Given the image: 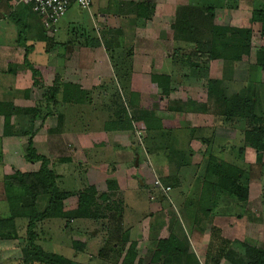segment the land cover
I'll list each match as a JSON object with an SVG mask.
<instances>
[{
    "label": "rangeland",
    "instance_id": "1",
    "mask_svg": "<svg viewBox=\"0 0 264 264\" xmlns=\"http://www.w3.org/2000/svg\"><path fill=\"white\" fill-rule=\"evenodd\" d=\"M111 1L92 0L90 8L83 10L71 4L56 26L53 37L58 43L49 52L51 57L58 61L61 59L60 56L64 58L74 54L80 55L83 61L88 63L93 54H99L96 49L100 47L103 57L110 58L112 54L120 56L118 60L111 61L112 72L108 73L109 78L104 77L100 80L104 82L110 79L117 90L113 89L111 92L118 96L105 99L106 96H103V92L97 87L86 92L82 104L75 99L70 103L68 99L58 97L55 108L51 105L53 115H48L42 120L35 118L32 122L35 135L38 133L41 136L35 139L37 151L45 153L46 157L52 155L50 157L51 161L54 160L52 167L60 176L58 180L60 190L79 193L92 185L97 188L98 193L108 194L105 204L111 208L109 210L101 205L97 209L98 221L75 220L69 223L68 227L64 226L62 220H43L36 225L39 233L36 244L46 252L65 256L70 259V264H115L106 262V258L103 259L97 253L99 249L101 253L109 248H112V253L114 251L117 253L120 249L119 259H114L117 264V262L121 263L130 243H134L133 264H146L150 262V256L155 255L159 241L165 240L161 237L167 236V239L169 237L171 239L163 248L159 246L165 250L158 254L159 264H162L165 257L172 258L178 254L183 264H193L191 255L187 254L194 244L192 236L197 230L205 232L214 217L222 215L231 219L238 236H241L242 232L237 227L244 222L245 217L258 222L261 220L264 225V167L255 163V150L243 143V131L250 125L246 114L233 113L229 118H222L216 114L217 111L229 107L219 101L220 99L227 98L231 101L233 96L239 94L238 98L241 99L254 96L256 104L252 112L256 116L264 115V69L252 67L254 53L264 44V37L260 35L259 23L251 21L252 9L256 4H264V0H224V2L223 0H168L170 7L164 8L166 11L162 14L164 17L160 16L162 11H158L157 14L158 8L155 12L153 7L149 19L138 21L142 33L138 35L134 32H126L124 28L133 25L124 21L125 16L117 18ZM174 2L176 5L181 4L178 8L183 7L186 12H193L192 17L188 19L191 30L184 32L183 35L181 33L175 35L172 27L176 21V12H172L171 8ZM209 5L214 8L213 24L251 29L250 56H244L238 62L223 59L207 61V47L197 46L200 36H204L206 32L204 27L206 23L204 19L197 21L200 20L198 19L200 6ZM154 12L155 17H153ZM103 13L106 18L101 20L99 14ZM120 27L124 32L121 37ZM82 30L83 33H80ZM85 30L88 36L100 40L99 46L87 47L84 44ZM24 34V32L20 33L16 39H22ZM172 34L175 37L173 40ZM39 41L44 46L45 41L40 37ZM148 51H151V56L155 55L150 57L148 62L146 56L143 59L142 56H138V53L145 54ZM197 51L201 54L194 56ZM128 53L132 56L128 57ZM42 54L47 53L43 50ZM123 59L125 63L122 66L125 70H128V67H135L137 79H135L134 91L141 93L145 91L144 95L133 96L132 103L128 99L130 91L121 92L116 85L118 80L116 68ZM194 62H197L196 69L191 66ZM163 70L172 76V87L167 96H160L155 85L152 86L148 80V77ZM139 73L143 80L139 77ZM92 75L93 72L90 71V76ZM113 77H116L114 81ZM40 79V84L34 85L30 74V79L27 77L22 80L24 83L22 87L14 86L15 82L11 79H3V82L0 81L2 82L0 102L8 101L19 109L33 107L36 103L40 105L43 102L44 90L51 82L46 76V80L42 77ZM86 81L84 85L88 87L96 80L86 79ZM210 81L213 83H209ZM140 82L144 87L136 86ZM208 83L212 86V90ZM100 92L102 96H98ZM98 97L104 98L105 101L97 99ZM24 99L26 102L23 103ZM103 103L106 106L110 104V109L119 112L123 119H132L136 113H140L135 109L143 110L141 112L146 117L149 111L157 114L159 118L164 119L160 121L163 129H154L151 126V130L143 132L144 124L155 125V121L150 117L143 122L133 119L131 124L135 140L133 146L128 148L115 146L112 144L113 139H110L112 143L96 145L93 142H98L100 138L93 137L91 140L93 142L89 140H85L84 143L71 142L68 147L71 151L64 150L65 145L58 141L65 142L64 137L67 136V134L64 136L65 128L66 131L72 132L85 129L90 134L97 129V126L102 127L103 117L105 121L115 120L106 118L108 112L102 107ZM177 103L190 105L193 113L190 115L182 111L177 114L171 113V107ZM97 105L101 107H98L100 112L95 110ZM41 112L45 114L46 110ZM29 123L28 117L13 114L9 125L4 127L0 116V215L5 217L10 214L11 207L3 186L4 176L16 170L27 172L31 168V164L24 159L26 138L21 132L18 133L21 127L27 129ZM200 127L205 129L202 130ZM47 133L53 135L46 137ZM192 134L195 140H191ZM198 135L204 136L205 144L204 141L202 142L203 137L198 138ZM54 142L57 148L55 150L59 152L52 154L54 149L49 148L53 147ZM221 145L226 148H222ZM242 146L240 152L239 147ZM202 149H207V158L202 157ZM9 150L12 151L13 157L9 155ZM58 156L70 157L71 161L60 162ZM210 156L218 163L224 161L244 171L236 180L234 193L232 191L230 193L229 179L225 187L210 184L211 181L206 176V161L209 169H215L216 165L212 159L209 160ZM120 164L125 166L120 167ZM96 171H101V174L97 176ZM112 179L116 180L118 188L109 193L103 182L105 181L106 184V180ZM156 181L162 187H169V191L163 193L155 187ZM156 194L163 197L162 203L159 202V195ZM39 199L36 208L43 209L48 196H41ZM75 203L76 195L73 194L65 201L64 208H73ZM26 225L27 219L20 218L17 221V235L13 234L16 237L0 238V264H21ZM116 227L118 229L113 233ZM243 228L244 225L241 231L244 230ZM124 231L128 234L127 241L121 244V241L115 238ZM113 234H116L115 238L112 237ZM73 241L83 244L84 248L74 251ZM242 241V244L249 247L243 239ZM174 247L177 251H174ZM239 252H234L235 261L242 258L243 250ZM112 257L115 255L113 254ZM138 260L140 263H137ZM166 263L170 264V262Z\"/></svg>",
    "mask_w": 264,
    "mask_h": 264
},
{
    "label": "trees",
    "instance_id": "2",
    "mask_svg": "<svg viewBox=\"0 0 264 264\" xmlns=\"http://www.w3.org/2000/svg\"><path fill=\"white\" fill-rule=\"evenodd\" d=\"M237 1V0H234ZM224 2V0H223ZM222 2V3H223ZM224 4V3H223ZM222 4V5H223ZM132 6V5H131ZM135 13L137 17L142 19H149L153 12V6L151 4L145 2H139L133 5ZM201 9V10H200ZM199 16L197 22L204 19L205 21V29L206 32L204 36H200L201 38L197 41V46H206L207 47V61H216L218 59H223L232 62H238L242 60V57L250 56L251 54V29L250 28H231L227 26H221L213 24L212 19L214 17V8L213 6H200ZM198 12V10H197ZM192 11L186 12V10L182 8H178L176 10V21L172 26L175 32V35L181 33L183 35L184 32L189 31L190 27L188 24V19L192 17ZM251 21L255 23H259L260 25V35L264 37V4H256V6L252 9L251 12ZM209 26V27H208ZM42 31V40L45 41L44 44V52L48 53L58 42L55 41L53 37V33L51 36L46 35V29L43 24ZM56 28V27H55ZM81 30V29H80ZM191 30V29H190ZM83 33V30L80 31ZM99 39L97 37H90L87 35L86 30L84 31V44L87 47H95L99 46ZM68 43V42H67ZM201 52L197 51L193 55L198 56ZM26 59V58H25ZM25 65L29 68L31 72V78L34 85H39L41 81V75L38 70L34 69L27 61L25 60ZM207 62V63H208ZM206 63V64H207ZM193 68H197V62L191 64ZM206 66V65H205ZM254 69L261 68L264 69V44L260 46L254 53V63L252 66ZM207 69V67H206ZM194 70V69H193ZM207 71V70H206ZM172 76L170 75H160L155 74L151 76V82L154 83L158 89V92L161 96H167L172 87ZM209 83H213L210 81ZM208 83V86H209ZM78 84L72 83H64L61 81L60 76H55L53 82L50 86H48L43 93V102L38 105L37 103L33 107H24L22 109L17 108L12 103L8 101L0 102V116L3 119V126L7 127L9 125L11 115H21L22 117H28L29 126L27 129L19 130L18 133L26 138V146L24 149V159L28 163L32 165H38L35 171H27L20 172L18 170L14 171L12 174H8L4 176L3 186L5 188V194L7 196V201L10 204V214L5 216L0 215V238H12L16 237L13 234L18 232L17 221L18 219H27V225L25 227V243L22 247V258L20 260L21 264H70V259L65 258L57 253H50L44 251L38 244H36L39 233H37L36 225L37 223L43 220H62L65 227H68L69 223L75 220H90V221H98V207L105 204V200L108 198V194L105 192L98 193L94 186L90 185L85 188L83 191L69 192V191H61L58 186V180L60 176L55 173L52 162L50 158L45 155L39 153L37 149L34 147L33 137L35 135V130L32 127V122L37 119H44L48 115H53L51 111V105L55 108V104L57 103L58 97L61 99L65 98L68 101L74 99L78 102V97L80 96L83 99L86 94L80 95V89ZM211 87L212 90V86ZM28 92V91H26ZM128 92V91H126ZM85 93V92H84ZM130 92V103L134 100V97H137L138 94H134ZM117 95V94H116ZM115 94L110 95L111 97H115ZM239 94L233 96L231 101L227 98H222L219 101H222L226 107L225 110L217 111V115L220 117H231L233 113L246 114L248 125L243 131V143L248 144L250 148H253L256 153L255 163L262 164L264 167V115L256 116L254 112H252L255 104L256 98H238ZM118 96V95H117ZM136 101V99H135ZM217 102V100H216ZM137 105V103H135ZM43 105V107H41ZM175 105V104H174ZM106 106V104H105ZM186 109V110H184ZM46 110L45 114L41 111ZM136 111H140V113H136V116H133L132 119L125 118L123 119L119 112L111 111L115 115V120L112 122H118V125L113 126L114 130H130L132 129L131 124L133 119L137 121H147L150 117L151 120H154L153 113L147 114V117L141 112L143 110L135 109ZM172 111L177 112H192L190 109V105L188 104H178L171 107ZM248 114V115H247ZM156 119V118H155ZM128 120V121H127ZM156 124L145 125L143 130H149L150 127H154V129L159 128L160 119L155 120ZM17 133V132H16ZM243 144V145H244ZM222 148H226L224 145H221ZM242 147H239V151H242ZM212 159V162H215V169L206 168V176H208V180L211 181V185L225 187L227 180L229 179V184H231V191L235 192V183L236 180L244 173L239 167L234 166L232 164H228L227 162L214 161L213 157L210 156L209 160ZM70 157L59 158L58 161L66 162L69 161ZM57 161V160H56ZM71 161V160H70ZM226 167V169H224ZM252 167V166H251ZM212 176L213 178H210ZM207 180V181H208ZM106 187L108 192L111 190H115L118 188L116 180H106ZM233 192V193H234ZM245 193V189H244ZM76 195V204L75 207L65 209L64 203L65 201ZM16 199L14 200V197ZM41 196H48L46 207L39 211L36 208V201ZM159 200V199H158ZM162 200H164L162 198ZM160 202V201H159ZM110 224V223H109ZM117 227L113 229V233L117 231ZM116 234H113L112 237L115 238ZM127 231H124L120 234L119 237L115 238L116 240H120L121 244H125L127 241ZM171 237L165 240H161L158 243V249L155 252V255H152L150 262L153 264L158 263V254L160 255L164 249L159 248L161 245L162 248L169 241ZM72 248L74 251H78L80 248H84L83 244L81 245L79 242L73 241ZM134 243H130L126 252L123 254V258L120 261L121 264H132L135 258L134 252ZM241 249H243L242 259L238 262L239 264H264V251L258 248L246 247L245 244L241 245ZM112 248L104 250L101 253V249L98 250L97 255L102 256L103 259L106 258V262L116 263L114 259H119L120 257V249L115 253H112ZM165 251V250H164ZM113 254L115 257H112ZM157 255V256H156ZM137 263H140L138 260Z\"/></svg>",
    "mask_w": 264,
    "mask_h": 264
},
{
    "label": "crops",
    "instance_id": "3",
    "mask_svg": "<svg viewBox=\"0 0 264 264\" xmlns=\"http://www.w3.org/2000/svg\"><path fill=\"white\" fill-rule=\"evenodd\" d=\"M139 2H145V3L151 4L155 8V12H156V8H158L157 14H158V11L160 12L162 11L163 13L160 14V16L162 17H164V15L162 14L166 12L164 8L166 7L168 8V6L170 7V1L168 0H112L111 1V3H113L112 9L113 10L115 9L114 14L117 15V18H121V17L123 18L125 16L124 21L132 24L134 28L133 26H130V27L126 26V28L124 29L127 30L126 32L128 31L134 32L135 35H138L139 33H141L140 31L141 29L138 27L139 26L138 21L143 20V19L140 17H137L134 7L132 6ZM180 5H176V3L174 2L171 6L173 10L172 12L174 11L176 12V10L178 9ZM111 11L108 13V15L111 13ZM155 12H154L153 17H155V14H156ZM99 16L102 17L101 20H103L104 17L106 18V15L104 13L99 14ZM119 25H121V21H119ZM120 30L121 32H119L120 33L119 36L121 37L123 36L124 32L121 27H120ZM42 31H43V27H42L41 18L31 10L30 6L23 4V3H15L13 0H0V81L3 82V79L5 80L11 79L15 82L14 86L20 85L22 87V85L24 84L22 83V80L27 77L30 79V74H31L29 68L25 65L24 59L26 58L28 63L34 69L38 70L42 78L45 79V76H46L48 78V81L50 80L51 82H53L55 76L59 75L61 81L64 83H72L74 85L78 84L79 85L78 87L81 90L80 95L86 94V92H89V90H91L92 88L96 89L97 87H99L100 88L99 90L103 92L102 95L106 96L104 97L106 99V98H109L110 95L114 94V92L112 93L111 90L114 89L115 91H117L114 88V83H112L110 79L105 80L104 82H101L100 80H102L104 77L109 78L108 73L110 71L112 72V67L110 65L111 61L116 60V59L118 60L120 56L118 57V55L112 54L110 58L106 56L103 57L102 52H101L102 48L100 47L96 49V52H98L99 54H93V57L89 58L90 65L87 61H83L80 55H74V54H69L68 56H64L65 59L62 56H60L61 59H59L58 61L51 57V54H50L51 52L47 53L46 55L42 54V51L44 50L43 48L44 46L43 44H40L41 42L39 41V37L42 38L41 37ZM118 31L119 30H117V32ZM22 32L25 33L23 37L24 40L23 38L20 40L16 39L17 35H19ZM34 32H36L37 36ZM55 33H56V28H55ZM46 35L50 36V33L46 31ZM174 38H175L174 34H172V40ZM133 39H135V36ZM150 52L151 51H148L145 54L138 53L139 54L138 56H142V59L146 56L147 58L146 60L148 62L150 57H153V56L155 57V55L151 56ZM127 55L128 57L132 56L131 53H128ZM63 59L64 61L62 62ZM144 61L145 59L142 60V63ZM117 62L120 63L119 61ZM121 62L122 63L116 68L117 69L116 76L118 79L116 81L117 82L116 85L117 87H119V90L121 92L130 91L131 93L144 95L145 91L144 93H141L140 91L139 92L134 91V83H135V79H137V75H136L137 73L135 74V69H134L135 67H131V68L128 67V70H125L124 66H122L123 63H125V60L123 59V61ZM89 70L93 72L92 76H90ZM160 72H157V74L169 75L168 72H166L165 70H163V72L162 71ZM56 73L57 75H55ZM53 74L55 76H53ZM139 77L142 80L144 79L142 78L141 74ZM150 77H148L149 83L152 86H154L155 84L151 82ZM86 79H90V80L95 79L96 81L92 82L90 86L86 87L84 85L85 83H87ZM114 79H116V77L115 78L113 77V81ZM2 82H0V86ZM51 82H50V85H51ZM106 82H109V84ZM136 86L144 87L142 82H140ZM9 90L11 91V87H9ZM156 90L158 91L157 87H156ZM29 92L31 94V91ZM100 94L101 92L98 93V96H102ZM158 94L160 93L158 92ZM78 98H79L78 103L82 104L84 102L83 99H81L80 96ZM104 98L98 97L97 99L104 100ZM24 102H26L25 99L23 103ZM69 102L71 103V100ZM98 107L100 106L97 105L95 107V110L97 112L99 111ZM102 107L108 112L106 114L107 119L109 120L111 118L115 119L117 115H115L114 113L109 114V112L113 110V109H110V104L108 106H105V104L103 103ZM171 113L177 114L178 112L172 111ZM183 113L186 115L187 114L190 115L193 113V111L183 112ZM154 117L156 119H160V121L164 120V119L159 118L157 114H153V118ZM155 118H154V121L156 120ZM102 119L104 121V123L102 124V127L97 126V129L93 130V132L90 134L85 129H82V130L78 129L77 131L73 130L72 132V131H66V128H65L64 136L67 134V136L64 137L65 142H62V141H58V142L65 145L64 150L65 149L69 150L68 147L71 145V142L72 143L73 142L84 143L85 140L91 141L93 137L100 138V140H97L98 142L91 141L93 142V144H96V145L98 144L103 145L104 143L108 144V142L112 143L110 139H113L112 144L115 146L119 145V146H122L123 148H128L134 145L135 140L133 138L132 129L116 131L113 129L114 128L113 126L118 125V122L115 121V123H113L114 121L113 122L105 121L104 117ZM65 127H67V125ZM159 128L163 129L161 126ZM200 129L204 130L205 128L200 127ZM193 130L197 131L198 129H193ZM51 135L53 134L47 133L46 137L51 136ZM193 136L194 134H192L191 140H195ZM40 137L41 136L38 135V133L34 135L33 137V143L36 149H37V145L35 144L37 140L35 139L40 138ZM200 137H203L202 142L204 141L203 143L205 144L204 136L198 135V138ZM49 149L50 150L54 149L52 151V154H55V152H59L55 150L57 149L55 146V142L53 143V147ZM70 151L71 150H69V152ZM206 152H207V149H202V154L205 155V156L202 155V157L207 158ZM221 152H224V151L221 150ZM11 153L12 151L9 150L10 156L12 155ZM41 154L46 156L45 153H41ZM51 156L52 155H48L47 157L50 158ZM58 157L63 158V156H58ZM123 165L125 166V164H120L119 166L124 167ZM37 167L38 165L31 164L30 171H35ZM111 168H113V165L111 166ZM111 168L109 169L111 170ZM206 168H207V161H206ZM96 173L98 176L101 174V171L100 172L96 171ZM149 180H151V178ZM103 183L105 186L106 185L105 181ZM158 188L161 190L160 187ZM95 189L97 190V188ZM156 195H159V194H156ZM162 198L163 197L159 195L158 199L161 203L163 201ZM39 201L40 199L38 198L36 201L37 204ZM45 207L43 206V209ZM37 209L39 211L43 210L41 208L40 209L37 208ZM251 219L245 217L244 222L241 223V225L237 227L238 229H240V232H242L241 236H238V234H236L237 233L236 227L233 226L231 219L225 218L222 215L218 217H214L212 220H210L209 222L210 224L207 225V229H206L207 231L205 230V232H203V231L197 230L196 232H194L192 236L194 240V244L191 246L190 252H187L188 255H191L192 263L193 264H239L238 262L239 260L235 261L234 252L240 253L239 252L241 250L240 245L243 242L242 239L244 240V243H246V245H248L249 247L251 248L256 247L264 251V225H262L263 223L261 220H259L258 222L257 220H251ZM243 225H244V228H243L244 230L241 231V227ZM161 238L167 239V236H164ZM234 246H237V247H234ZM174 251H177V250L175 249ZM179 256L180 255L178 254V256H175L172 258L165 257L162 264H169L166 262H170V264H183V262L180 261L182 259L179 258ZM151 257L152 256H150L149 261L151 260ZM117 264H121V263L117 262ZM146 264H151V263L148 262Z\"/></svg>",
    "mask_w": 264,
    "mask_h": 264
},
{
    "label": "built area",
    "instance_id": "4",
    "mask_svg": "<svg viewBox=\"0 0 264 264\" xmlns=\"http://www.w3.org/2000/svg\"><path fill=\"white\" fill-rule=\"evenodd\" d=\"M15 3H23L30 6L42 21L44 28L52 34L60 18L67 11L71 4H75L79 10L89 9L92 0H13ZM156 187H160L163 193L169 190V187H162L158 181Z\"/></svg>",
    "mask_w": 264,
    "mask_h": 264
}]
</instances>
